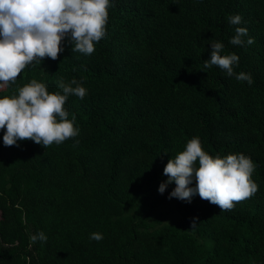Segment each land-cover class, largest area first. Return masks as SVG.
I'll use <instances>...</instances> for the list:
<instances>
[{
    "label": "trees",
    "instance_id": "obj_1",
    "mask_svg": "<svg viewBox=\"0 0 264 264\" xmlns=\"http://www.w3.org/2000/svg\"><path fill=\"white\" fill-rule=\"evenodd\" d=\"M112 2L94 53L65 38L58 59L0 88L36 79L62 93L58 82L76 79L87 89L65 105L74 139L4 146L0 130V264H264V0ZM236 27L254 43L230 44ZM213 41L252 85L203 67ZM194 136L210 155L249 156L257 193L226 212L198 194L169 198L174 182L161 194L165 164ZM41 231L47 240L33 243Z\"/></svg>",
    "mask_w": 264,
    "mask_h": 264
},
{
    "label": "clouds",
    "instance_id": "obj_2",
    "mask_svg": "<svg viewBox=\"0 0 264 264\" xmlns=\"http://www.w3.org/2000/svg\"><path fill=\"white\" fill-rule=\"evenodd\" d=\"M113 6L112 0H0V88L15 84L29 65L40 64L45 58L58 59L64 51L65 38L74 45L72 51L86 56L94 53L95 45L107 35L108 10ZM228 22L240 25L242 17L230 15ZM247 33L246 27H236L229 43L253 44L254 38L243 39ZM223 49L221 42L213 41L210 58L204 60L203 67L215 65L228 76L235 75L238 81L252 85L250 73H234L239 56L222 55ZM58 83L62 93L50 92L45 83L31 79L18 87L16 94L0 96L4 146H18V141L31 140L45 149L79 135L75 116L69 118L65 105L69 95L83 99L87 89L76 79ZM256 167L243 153L210 155L203 150L199 137L194 136L187 140L182 151L168 159L163 168L167 180L159 184L158 191L163 194L167 184L174 182L169 198L191 202L198 194L202 200L218 206L220 212L231 211L236 203L252 198L259 190L252 179ZM196 222L193 218L191 227ZM89 238L100 241L103 235L93 232ZM30 240L45 242L47 237L41 231Z\"/></svg>",
    "mask_w": 264,
    "mask_h": 264
}]
</instances>
